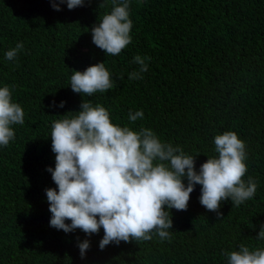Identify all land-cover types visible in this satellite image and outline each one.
Listing matches in <instances>:
<instances>
[{"label": "trees", "instance_id": "16d2710c", "mask_svg": "<svg viewBox=\"0 0 264 264\" xmlns=\"http://www.w3.org/2000/svg\"><path fill=\"white\" fill-rule=\"evenodd\" d=\"M128 4L131 43L113 56L91 37L113 0H84L71 10L64 3L60 11L50 0H0V87L9 86L25 121L12 125L15 138L0 146V264H227L226 253L240 245L264 248L257 238L264 225V0ZM18 42L23 49L7 60L5 53ZM137 55L151 58L148 71L130 80L140 69L133 62ZM100 62L113 89L74 93L72 70ZM83 100L105 107L113 124L151 129L161 142L181 147L194 156L197 173L207 158L218 156L214 137L235 131L246 145L244 179L257 183L254 197L239 206L222 201L218 218L200 204L197 184L186 211L166 209L169 239L153 233L150 240L103 250L102 228L88 236L51 227L45 190L57 189L47 171L55 167L52 123L76 115ZM136 111L143 118L130 121ZM86 239L90 247L82 258L78 244Z\"/></svg>", "mask_w": 264, "mask_h": 264}, {"label": "clouds", "instance_id": "9594fccd", "mask_svg": "<svg viewBox=\"0 0 264 264\" xmlns=\"http://www.w3.org/2000/svg\"><path fill=\"white\" fill-rule=\"evenodd\" d=\"M54 10L66 3L69 10L83 6L84 0H50ZM110 14L91 28L92 43L108 55H118L131 43L132 21L128 0L116 4ZM22 42L5 53L13 61L23 49ZM139 55L133 62L139 71L129 74L130 80L142 79L148 71L146 60ZM70 87L74 93L92 96L113 89L114 82L104 62L87 67L83 72L72 70ZM122 78V77H121ZM61 101L58 107H64ZM71 113V112H67ZM71 117L56 120L51 128V150L55 167L48 168L57 189H46L51 218L49 224L65 233L80 229L86 235L103 237L99 248L121 241L150 240L155 233L163 241L170 238V212L186 211L195 185H201L199 202L208 211L221 216V202L231 199L239 206L254 197L257 183L247 173L245 142L235 131L214 137L217 157H209L195 170L194 156L179 146L163 143L151 129L139 132L111 122L109 111L89 101H82L80 111ZM143 118L142 111L129 114L130 121ZM24 110L12 102L9 86L0 87V146L7 147L15 138L12 125L24 124ZM187 180V185L183 182ZM70 221V223H66ZM264 240V225L257 236ZM83 258L90 244H78ZM227 264H264V248L250 250L240 245L226 253Z\"/></svg>", "mask_w": 264, "mask_h": 264}]
</instances>
